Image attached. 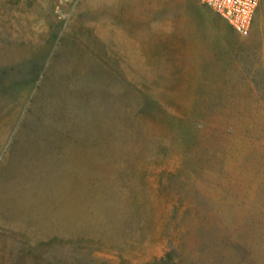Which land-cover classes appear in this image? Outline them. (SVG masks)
<instances>
[{
  "label": "rangeland",
  "instance_id": "rangeland-1",
  "mask_svg": "<svg viewBox=\"0 0 264 264\" xmlns=\"http://www.w3.org/2000/svg\"><path fill=\"white\" fill-rule=\"evenodd\" d=\"M260 16L0 0V264H264Z\"/></svg>",
  "mask_w": 264,
  "mask_h": 264
},
{
  "label": "built area",
  "instance_id": "built-area-1",
  "mask_svg": "<svg viewBox=\"0 0 264 264\" xmlns=\"http://www.w3.org/2000/svg\"><path fill=\"white\" fill-rule=\"evenodd\" d=\"M220 17L235 33L247 34L259 0H198Z\"/></svg>",
  "mask_w": 264,
  "mask_h": 264
},
{
  "label": "crops",
  "instance_id": "crops-1",
  "mask_svg": "<svg viewBox=\"0 0 264 264\" xmlns=\"http://www.w3.org/2000/svg\"><path fill=\"white\" fill-rule=\"evenodd\" d=\"M256 13H258V17H261L260 15H263V14H264V0H259L258 5H257V7L255 8L252 17H253ZM245 88H247V87H245ZM247 95L250 96V92H249L248 88H247Z\"/></svg>",
  "mask_w": 264,
  "mask_h": 264
}]
</instances>
